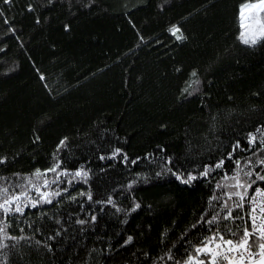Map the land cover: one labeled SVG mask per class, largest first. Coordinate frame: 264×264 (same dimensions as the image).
<instances>
[{"label":"trees","instance_id":"1","mask_svg":"<svg viewBox=\"0 0 264 264\" xmlns=\"http://www.w3.org/2000/svg\"><path fill=\"white\" fill-rule=\"evenodd\" d=\"M244 2L0 0V186L57 162L88 173L61 176L42 190L68 192L5 221L27 239L5 240L0 264H176L215 231L239 236L234 161L264 175V42L238 38ZM225 202L242 218L222 219Z\"/></svg>","mask_w":264,"mask_h":264},{"label":"snow or ice","instance_id":"2","mask_svg":"<svg viewBox=\"0 0 264 264\" xmlns=\"http://www.w3.org/2000/svg\"><path fill=\"white\" fill-rule=\"evenodd\" d=\"M4 3L12 4L13 0H3ZM29 7V11H31ZM0 16H3V12H0ZM238 24L240 28L239 39L244 45L255 46L258 43L264 42V0H245L239 6L238 13ZM39 22V21H37ZM4 23H8L7 20ZM173 36L177 40L184 39L181 30L173 26L169 29ZM196 72L192 73V76L195 77ZM43 79V77H41ZM191 87V84H189ZM187 91V88L185 89ZM256 132L261 134L259 139L260 148L258 151L264 152V128H257ZM38 139V138H37ZM67 138H65L66 140ZM65 140L60 141V146L65 145ZM257 136L253 133L248 135V144L250 147H255L257 144ZM59 147V146H58ZM240 149V143L237 142L233 146V152ZM119 149L116 150V153H119ZM115 154V153H114ZM255 154V153H253ZM104 159V157H101ZM127 159V157H125ZM228 160H233V153H229ZM5 162L4 158H0V164ZM136 163V161H132ZM236 166L235 174L230 177L234 183L228 187L242 189L243 191H235L227 194L228 200H232L233 196L237 198L235 202V208L243 209L245 207V202L250 205L247 210L251 226H245L242 231H240L239 236L236 232H233L229 229V233L233 238H226V236L219 231L213 232L211 235L201 239L194 247L193 251L189 253L186 258L182 261H176V264H223L224 261L227 264H264V187L256 186L257 181L264 182V175L260 172L253 171H244L245 167H248L252 161L249 160L247 164L241 165L240 160L234 161ZM260 166H264V158L258 160ZM225 165V161L221 159L215 164V169H221ZM60 169V162L50 166L45 170L36 169L30 177L25 178L24 184H17L15 186H0V249L8 247L5 243V240L10 239L13 241H19L22 239H27L26 237H13L10 236L7 232L8 225L6 220L10 217L20 215L24 216L26 209H38L41 205L52 204L53 200L56 197H60L62 193L68 192L67 188L62 190H51L46 191L42 189H49L51 185H56L61 183V176L72 175L73 178H86L88 173L80 169L69 173L67 170ZM209 167H205L201 172L202 176H207L209 174ZM264 171V167H262ZM48 173H54L55 178L49 180L47 178ZM243 177H248V180H244ZM253 175L255 178L252 179ZM181 179L179 175L176 177ZM229 177H226V179ZM6 179V178H4ZM197 177L189 174L187 179H183L182 182L185 184L190 183L193 180H196ZM70 184L71 181H68ZM11 187L19 188V191H10ZM131 187V185H129ZM217 187H225V185L218 184ZM249 190H252V195L249 196ZM35 193V195H32ZM80 195H85L81 193ZM75 200V197H70ZM87 198L92 199L91 193H87ZM213 200L218 199V197L213 196ZM107 203H112L111 199ZM140 205L137 204L133 211L136 208H139ZM223 209H226V215L222 218L224 220H234L242 217L234 215V209L229 207L227 202L223 204ZM219 213L212 216L211 220H208V224L216 223L219 219ZM93 220L95 217L92 218ZM259 221V223H257ZM78 223L83 224L85 221L80 220ZM132 237H128L126 243L131 242ZM39 243V242H37ZM15 247V245H13ZM236 253V255H231ZM168 259L174 260L175 258L171 255L168 256Z\"/></svg>","mask_w":264,"mask_h":264},{"label":"built area","instance_id":"3","mask_svg":"<svg viewBox=\"0 0 264 264\" xmlns=\"http://www.w3.org/2000/svg\"><path fill=\"white\" fill-rule=\"evenodd\" d=\"M252 195V191L250 192V194H249V196H251ZM250 207V205L247 203V201H246V218H247V226H251V222H250V220H249V217H248V214H247V210H248V208ZM257 223H259V221H257ZM231 255H236V253H232ZM249 263H251V262H248V264ZM223 264H227V262L226 261H224L223 262Z\"/></svg>","mask_w":264,"mask_h":264},{"label":"crops","instance_id":"4","mask_svg":"<svg viewBox=\"0 0 264 264\" xmlns=\"http://www.w3.org/2000/svg\"><path fill=\"white\" fill-rule=\"evenodd\" d=\"M249 264H251V263H249Z\"/></svg>","mask_w":264,"mask_h":264},{"label":"rangeland","instance_id":"5","mask_svg":"<svg viewBox=\"0 0 264 264\" xmlns=\"http://www.w3.org/2000/svg\"><path fill=\"white\" fill-rule=\"evenodd\" d=\"M241 31V30H240ZM240 34V33H239Z\"/></svg>","mask_w":264,"mask_h":264}]
</instances>
